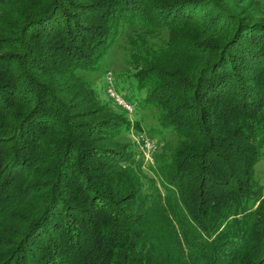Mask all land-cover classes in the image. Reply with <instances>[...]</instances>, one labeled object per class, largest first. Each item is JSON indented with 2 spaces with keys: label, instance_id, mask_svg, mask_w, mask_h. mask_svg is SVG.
I'll return each instance as SVG.
<instances>
[{
  "label": "trees",
  "instance_id": "1",
  "mask_svg": "<svg viewBox=\"0 0 264 264\" xmlns=\"http://www.w3.org/2000/svg\"><path fill=\"white\" fill-rule=\"evenodd\" d=\"M10 5L16 23L0 38L13 40L5 49L11 52L0 57V264L264 259V188L255 180L264 158L259 4ZM134 26L168 34L163 47L125 56L135 69L138 93L132 99L141 110L157 111L151 131L162 136L168 130L178 143L152 165L121 144L131 126L124 113L75 123L77 103L67 101L62 83L47 84L66 75L75 84L70 94L97 98L85 75L98 72L122 29Z\"/></svg>",
  "mask_w": 264,
  "mask_h": 264
},
{
  "label": "rangeland",
  "instance_id": "2",
  "mask_svg": "<svg viewBox=\"0 0 264 264\" xmlns=\"http://www.w3.org/2000/svg\"><path fill=\"white\" fill-rule=\"evenodd\" d=\"M12 0H0V38L6 37V30L11 28L12 24L16 21L12 16V9L14 7L10 5ZM259 4V11L264 12V0H255ZM248 3L239 6L238 9H246ZM250 7V5H249ZM248 7V8H249ZM264 17V13H262ZM6 32V33H5ZM168 38L167 31L162 30L159 32L145 30L134 26V28L124 27L120 38L115 43V46L106 55L102 68L91 75H85V80H88V86L91 89H95L97 92V98L89 97L82 92L76 95L70 94L75 87L73 80H69L66 75L61 77H55L51 81L48 79L47 84L54 82L53 86L58 87L62 83V89H66L69 93L67 101L69 103L76 102L75 108L72 110V114L76 117L75 123L86 122L94 124L96 121H101L104 118H108L110 114H122L124 113L130 123V131L126 133L120 140L121 144H126L132 150L136 152V155L141 154L144 164L145 158L143 157V148L138 141V137L141 135L146 136L153 141L155 144L153 158L158 163L161 157H168L174 149L177 147V139L174 134L170 131H165L162 136L154 134L151 130L156 124L157 111L154 109L141 110L139 107L138 99L136 98V87L133 79L135 69L132 65L127 64L125 56L128 53H134L138 50L145 51L149 49H158L165 45ZM7 41V42H6ZM3 41L0 39V57L4 56L5 53L11 52L6 47H11L13 40L7 39ZM11 42V43H10ZM107 72L112 75V86L115 93L121 100L127 102L132 108L131 112L127 111L126 108L119 105L114 101V98L106 91L105 78ZM138 93V92H137ZM143 94H145L143 92ZM142 95H138V98H142ZM129 101H134L133 105ZM80 110H74L76 108ZM138 125L137 130L135 127ZM160 157V158H159ZM122 168L126 165H121ZM255 180L260 186L264 188V158H262L255 166ZM148 177H152L151 172L147 168L143 169ZM258 264H261L264 259L256 258Z\"/></svg>",
  "mask_w": 264,
  "mask_h": 264
},
{
  "label": "built area",
  "instance_id": "3",
  "mask_svg": "<svg viewBox=\"0 0 264 264\" xmlns=\"http://www.w3.org/2000/svg\"><path fill=\"white\" fill-rule=\"evenodd\" d=\"M112 86V75L107 72L106 78H105V87L107 88L106 91L114 98V101L117 102L119 105L123 106L127 109V111L131 112L132 108L127 102H124L119 98V96L115 93L114 89L111 88ZM139 143L142 145L143 148V157L145 158V162L148 164L154 163L153 153L155 144H153V141L149 138H146V136L141 135L138 137Z\"/></svg>",
  "mask_w": 264,
  "mask_h": 264
}]
</instances>
